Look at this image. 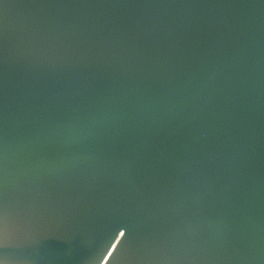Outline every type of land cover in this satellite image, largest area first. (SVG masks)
Returning a JSON list of instances; mask_svg holds the SVG:
<instances>
[{
    "label": "water",
    "instance_id": "obj_1",
    "mask_svg": "<svg viewBox=\"0 0 264 264\" xmlns=\"http://www.w3.org/2000/svg\"><path fill=\"white\" fill-rule=\"evenodd\" d=\"M3 264H264V0H0Z\"/></svg>",
    "mask_w": 264,
    "mask_h": 264
},
{
    "label": "snow or ice",
    "instance_id": "obj_2",
    "mask_svg": "<svg viewBox=\"0 0 264 264\" xmlns=\"http://www.w3.org/2000/svg\"><path fill=\"white\" fill-rule=\"evenodd\" d=\"M7 231V212L3 197L0 195V253L7 247ZM0 264H3L2 260Z\"/></svg>",
    "mask_w": 264,
    "mask_h": 264
}]
</instances>
